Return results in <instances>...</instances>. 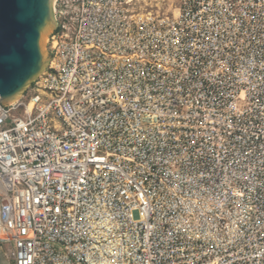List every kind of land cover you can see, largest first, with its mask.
Masks as SVG:
<instances>
[{
    "label": "built area",
    "instance_id": "1",
    "mask_svg": "<svg viewBox=\"0 0 264 264\" xmlns=\"http://www.w3.org/2000/svg\"><path fill=\"white\" fill-rule=\"evenodd\" d=\"M53 14L47 68L0 104L9 264H264V0Z\"/></svg>",
    "mask_w": 264,
    "mask_h": 264
},
{
    "label": "water",
    "instance_id": "2",
    "mask_svg": "<svg viewBox=\"0 0 264 264\" xmlns=\"http://www.w3.org/2000/svg\"><path fill=\"white\" fill-rule=\"evenodd\" d=\"M55 0H0V104L14 103L47 68ZM0 264H9L0 246Z\"/></svg>",
    "mask_w": 264,
    "mask_h": 264
},
{
    "label": "rangeland",
    "instance_id": "3",
    "mask_svg": "<svg viewBox=\"0 0 264 264\" xmlns=\"http://www.w3.org/2000/svg\"><path fill=\"white\" fill-rule=\"evenodd\" d=\"M147 1H150V0H147ZM151 1H155V0H151ZM158 2H160L162 6H165L166 8H168L170 4L173 2V0H158Z\"/></svg>",
    "mask_w": 264,
    "mask_h": 264
},
{
    "label": "bare ground",
    "instance_id": "4",
    "mask_svg": "<svg viewBox=\"0 0 264 264\" xmlns=\"http://www.w3.org/2000/svg\"><path fill=\"white\" fill-rule=\"evenodd\" d=\"M19 98H20V97H19ZM19 98H18V99H19ZM18 99H17V100H18ZM17 100H16V101H17Z\"/></svg>",
    "mask_w": 264,
    "mask_h": 264
}]
</instances>
